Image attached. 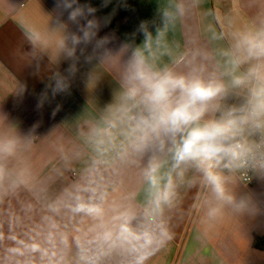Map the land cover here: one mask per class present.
I'll list each match as a JSON object with an SVG mask.
<instances>
[{"label": "crops", "instance_id": "crops-1", "mask_svg": "<svg viewBox=\"0 0 264 264\" xmlns=\"http://www.w3.org/2000/svg\"><path fill=\"white\" fill-rule=\"evenodd\" d=\"M89 20L95 39L68 56ZM260 28L264 0H0V264H264V171L247 187L224 170L235 203L221 205L189 167L157 216L144 169L170 168L171 145L133 147L142 104L103 122L137 49L157 69L220 74L235 37Z\"/></svg>", "mask_w": 264, "mask_h": 264}, {"label": "clouds", "instance_id": "clouds-1", "mask_svg": "<svg viewBox=\"0 0 264 264\" xmlns=\"http://www.w3.org/2000/svg\"><path fill=\"white\" fill-rule=\"evenodd\" d=\"M81 15L77 8L69 19L76 21ZM95 28V22L89 20L81 36L68 37L73 48L66 49L67 55H73L75 45L94 40ZM140 31L147 48L151 36L144 22ZM60 46L65 48L63 40ZM223 55L228 58L224 71L205 75L199 70L157 69L137 49L123 71L122 103L103 117L108 132L116 127V113L126 111L127 102L142 104L133 147L142 151L154 139L171 145L170 168L165 161L152 159L144 169L149 204L157 216L176 194V176H183L189 167L202 174V184L221 205L235 203L224 170L264 169V28L239 34ZM74 70L73 65L70 71ZM66 88L63 79H57L53 94ZM220 211V207H212L208 214L215 216Z\"/></svg>", "mask_w": 264, "mask_h": 264}, {"label": "built area", "instance_id": "built-area-1", "mask_svg": "<svg viewBox=\"0 0 264 264\" xmlns=\"http://www.w3.org/2000/svg\"><path fill=\"white\" fill-rule=\"evenodd\" d=\"M133 123L137 124V116L134 115L132 118ZM227 171V170H225ZM264 169L253 170V169H240L238 170V178L241 183L247 187L253 185L257 178L258 174L263 172Z\"/></svg>", "mask_w": 264, "mask_h": 264}, {"label": "trees", "instance_id": "trees-1", "mask_svg": "<svg viewBox=\"0 0 264 264\" xmlns=\"http://www.w3.org/2000/svg\"><path fill=\"white\" fill-rule=\"evenodd\" d=\"M142 112H139L137 113V122H138V119L139 117L141 116ZM253 246L259 250H263L264 251V236L262 237H258L256 236L254 238V241H253Z\"/></svg>", "mask_w": 264, "mask_h": 264}, {"label": "snow or ice", "instance_id": "snow-or-ice-1", "mask_svg": "<svg viewBox=\"0 0 264 264\" xmlns=\"http://www.w3.org/2000/svg\"><path fill=\"white\" fill-rule=\"evenodd\" d=\"M77 211H87L89 213H92V212H97L98 209H95V208H87L85 209L83 206L79 207L76 209ZM124 231H127L126 229Z\"/></svg>", "mask_w": 264, "mask_h": 264}]
</instances>
